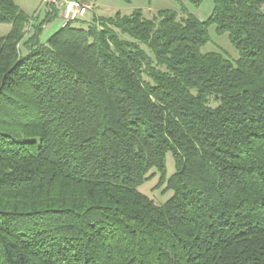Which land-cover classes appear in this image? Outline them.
<instances>
[{"label":"trees","instance_id":"obj_1","mask_svg":"<svg viewBox=\"0 0 264 264\" xmlns=\"http://www.w3.org/2000/svg\"><path fill=\"white\" fill-rule=\"evenodd\" d=\"M211 1L41 42L0 0V264H264V0Z\"/></svg>","mask_w":264,"mask_h":264},{"label":"rangeland","instance_id":"obj_2","mask_svg":"<svg viewBox=\"0 0 264 264\" xmlns=\"http://www.w3.org/2000/svg\"><path fill=\"white\" fill-rule=\"evenodd\" d=\"M20 10L28 17L29 24L39 23L45 20L49 11L53 12L50 20H45L39 35V40L44 42L47 37L58 29L63 23L62 18L63 0H13ZM194 0H79L87 7L86 14L82 21H72L73 25L84 27L94 15L112 16L116 12L129 14L134 9H141L144 16H151L159 9H172L180 11L183 6L188 13L193 14L199 20H205L212 10L211 0H201L199 3ZM50 8V10H49ZM29 25V27H30ZM10 28L8 23H0V36L5 35ZM210 40L201 48L202 52H221L229 59L238 57L237 51L230 44L227 34H214L213 27L209 28ZM166 170L170 174L174 170L173 160L170 153H166ZM158 176L144 182L139 191L152 198L156 203H162L169 195L170 191L163 193V186L157 187Z\"/></svg>","mask_w":264,"mask_h":264},{"label":"built area","instance_id":"obj_3","mask_svg":"<svg viewBox=\"0 0 264 264\" xmlns=\"http://www.w3.org/2000/svg\"><path fill=\"white\" fill-rule=\"evenodd\" d=\"M87 7L79 1L63 0L62 18L64 23L83 18L86 14ZM62 24V25H63Z\"/></svg>","mask_w":264,"mask_h":264},{"label":"crops","instance_id":"obj_4","mask_svg":"<svg viewBox=\"0 0 264 264\" xmlns=\"http://www.w3.org/2000/svg\"><path fill=\"white\" fill-rule=\"evenodd\" d=\"M49 10H50V8H49Z\"/></svg>","mask_w":264,"mask_h":264}]
</instances>
